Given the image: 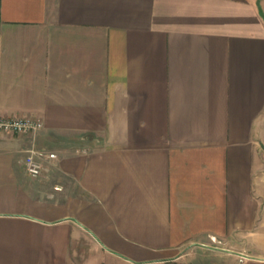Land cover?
<instances>
[{"label": "crops", "instance_id": "1", "mask_svg": "<svg viewBox=\"0 0 264 264\" xmlns=\"http://www.w3.org/2000/svg\"><path fill=\"white\" fill-rule=\"evenodd\" d=\"M0 114V264H264V0H0Z\"/></svg>", "mask_w": 264, "mask_h": 264}, {"label": "built area", "instance_id": "2", "mask_svg": "<svg viewBox=\"0 0 264 264\" xmlns=\"http://www.w3.org/2000/svg\"><path fill=\"white\" fill-rule=\"evenodd\" d=\"M44 124L41 120L29 117H4L0 114V133H13L28 135L40 131ZM56 155L45 153L44 151L31 148L25 159L26 172L33 178H39L43 172L44 158H55ZM241 258V262H243Z\"/></svg>", "mask_w": 264, "mask_h": 264}, {"label": "rangeland", "instance_id": "3", "mask_svg": "<svg viewBox=\"0 0 264 264\" xmlns=\"http://www.w3.org/2000/svg\"><path fill=\"white\" fill-rule=\"evenodd\" d=\"M195 252L209 264H231L228 255L234 254L222 243H212L208 247H199L195 249Z\"/></svg>", "mask_w": 264, "mask_h": 264}]
</instances>
